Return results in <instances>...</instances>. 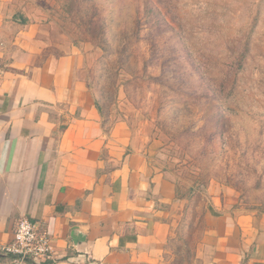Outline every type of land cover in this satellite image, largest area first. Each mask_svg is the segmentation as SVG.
Masks as SVG:
<instances>
[{"label": "crops", "instance_id": "crops-1", "mask_svg": "<svg viewBox=\"0 0 264 264\" xmlns=\"http://www.w3.org/2000/svg\"><path fill=\"white\" fill-rule=\"evenodd\" d=\"M15 3L0 0V264H264V217L220 193L196 245L182 236L176 183L103 117L79 52L58 53ZM22 217L48 231L53 260L2 253Z\"/></svg>", "mask_w": 264, "mask_h": 264}, {"label": "rangeland", "instance_id": "rangeland-1", "mask_svg": "<svg viewBox=\"0 0 264 264\" xmlns=\"http://www.w3.org/2000/svg\"><path fill=\"white\" fill-rule=\"evenodd\" d=\"M19 9L58 53L79 52L103 117L126 123L176 183L188 206L182 236L196 245L213 191L264 217V0H17Z\"/></svg>", "mask_w": 264, "mask_h": 264}, {"label": "built area", "instance_id": "built-area-1", "mask_svg": "<svg viewBox=\"0 0 264 264\" xmlns=\"http://www.w3.org/2000/svg\"><path fill=\"white\" fill-rule=\"evenodd\" d=\"M47 232L41 224L22 217L16 224L13 240L4 245L1 251L20 262L53 260V246Z\"/></svg>", "mask_w": 264, "mask_h": 264}]
</instances>
